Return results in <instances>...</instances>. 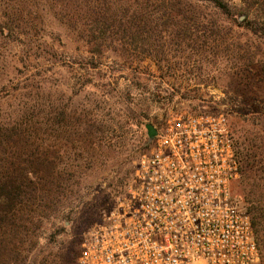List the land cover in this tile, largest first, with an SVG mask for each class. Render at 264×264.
Here are the masks:
<instances>
[{"label": "rangeland", "instance_id": "1", "mask_svg": "<svg viewBox=\"0 0 264 264\" xmlns=\"http://www.w3.org/2000/svg\"><path fill=\"white\" fill-rule=\"evenodd\" d=\"M43 24L25 40L28 50L0 43V123L24 114L39 128L42 147L60 156L61 191L41 213L17 264H77L83 235L152 148L145 126L161 131L177 112L227 118L242 167L230 185L232 197L246 212L253 206L264 211L263 41L238 29L234 41H207L197 50L164 40L161 63H130L110 53L91 58L56 21L46 17ZM236 44L250 47L253 57L234 51ZM259 252L258 264H264L263 246Z\"/></svg>", "mask_w": 264, "mask_h": 264}, {"label": "trees", "instance_id": "2", "mask_svg": "<svg viewBox=\"0 0 264 264\" xmlns=\"http://www.w3.org/2000/svg\"><path fill=\"white\" fill-rule=\"evenodd\" d=\"M235 1L237 5L229 6L224 0H0V43H18L28 50L25 40L43 31L46 17L81 43L91 58L110 53L130 63L145 58L161 63L164 40L191 50L202 49L207 41H234L238 37L232 36L233 29L264 42V0ZM224 20L230 29H221ZM231 48L248 60L253 57L247 45ZM38 129L24 114L0 123V264L22 260L29 233L62 188L60 156L42 147ZM233 140L240 177L241 159ZM246 213L259 250L264 247V211L253 206Z\"/></svg>", "mask_w": 264, "mask_h": 264}, {"label": "built area", "instance_id": "3", "mask_svg": "<svg viewBox=\"0 0 264 264\" xmlns=\"http://www.w3.org/2000/svg\"><path fill=\"white\" fill-rule=\"evenodd\" d=\"M134 177L83 235L77 264H258L232 197L240 162L223 114L177 112Z\"/></svg>", "mask_w": 264, "mask_h": 264}, {"label": "water", "instance_id": "4", "mask_svg": "<svg viewBox=\"0 0 264 264\" xmlns=\"http://www.w3.org/2000/svg\"><path fill=\"white\" fill-rule=\"evenodd\" d=\"M145 128H146V132H147L148 139L150 141H152L157 136V131L151 125H146Z\"/></svg>", "mask_w": 264, "mask_h": 264}]
</instances>
